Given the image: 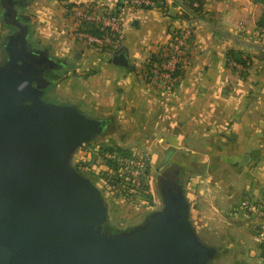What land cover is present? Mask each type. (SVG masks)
<instances>
[{"label":"crops","instance_id":"1","mask_svg":"<svg viewBox=\"0 0 264 264\" xmlns=\"http://www.w3.org/2000/svg\"><path fill=\"white\" fill-rule=\"evenodd\" d=\"M25 1L22 15L30 20L35 44L48 46L55 58H73L64 75L70 101L92 116L115 113L124 132L135 135V145L140 136L146 138L140 145L150 150L152 163L161 152L165 159L177 153L193 159L199 169L187 175L185 186L191 223L201 238L242 248L233 264H252L254 230L230 211L240 201L264 198V34L258 29L264 0H205L184 73L171 89L143 84L138 70L150 52L166 44L176 22L174 9L168 16L157 10L122 11L119 50L130 66L125 68L113 65L112 55L74 40L68 14L70 6L86 3L113 11L119 0ZM229 52L249 60L241 80L227 66Z\"/></svg>","mask_w":264,"mask_h":264},{"label":"water","instance_id":"2","mask_svg":"<svg viewBox=\"0 0 264 264\" xmlns=\"http://www.w3.org/2000/svg\"><path fill=\"white\" fill-rule=\"evenodd\" d=\"M27 4L0 0V22L11 29L0 44V264L214 261L217 249L191 223L178 170L162 173V206L142 226L117 233L104 230L108 209L102 193L71 160L78 148L105 135L114 122L87 116L74 104L44 99L52 86L45 74L63 71L66 62L52 56L48 47L31 44V26L20 19ZM111 62L130 67L121 50L112 54Z\"/></svg>","mask_w":264,"mask_h":264},{"label":"built area","instance_id":"3","mask_svg":"<svg viewBox=\"0 0 264 264\" xmlns=\"http://www.w3.org/2000/svg\"><path fill=\"white\" fill-rule=\"evenodd\" d=\"M178 0H165L170 9H174L176 15H182L185 10ZM175 3V4H174ZM150 7L157 10L152 0H122L116 10L101 7L95 4H74L68 14L72 20L71 36L91 51L112 55L117 52L124 40L122 31L121 13L124 9L143 10ZM196 19L190 16L188 20L176 19L168 32L166 44L159 50L152 51L146 60L139 66L138 76L143 84L158 87L160 89H171L178 84L188 62L186 50L188 44L194 38V24ZM84 24H94L96 28L103 31L101 36L90 34L84 29ZM264 34V29L260 30ZM157 55L158 61L151 62L152 56ZM246 59V58H243ZM150 60V65H149ZM249 61L241 63L228 60L227 66L235 73L238 80L243 79L249 69ZM98 164L102 167L96 170L95 178L102 183V193L109 197L113 204H142L141 197L146 194L145 177L146 154L144 156L131 155L123 157L119 155L97 156ZM115 164L117 169L110 167L106 160ZM80 167V160H77ZM115 175V178L102 177V173ZM98 174V175H97ZM120 203V204H121ZM149 209V207H148ZM151 209V206H150ZM234 219H243L251 224L254 230L253 241L257 246L255 259L252 264H264V198L259 200H243L230 211Z\"/></svg>","mask_w":264,"mask_h":264},{"label":"rangeland","instance_id":"4","mask_svg":"<svg viewBox=\"0 0 264 264\" xmlns=\"http://www.w3.org/2000/svg\"><path fill=\"white\" fill-rule=\"evenodd\" d=\"M30 21V20H29ZM31 25V24H30ZM11 31L10 28L5 27L4 25L1 24L0 22V44H1V39L3 36ZM31 40L34 42L35 41V33L31 31ZM0 58H3V53L1 52V47H0ZM0 59V60H1ZM58 60H64L66 62V68L69 70L73 58H69L67 56L63 58H58ZM72 68V66H71ZM67 74V73H66ZM65 75V74H64ZM64 75H59L58 76V84L55 87V95L57 96V100L66 103L68 102L69 104H74L70 99L67 97V88H66V78ZM84 77V76H83ZM83 82L81 79V76H77V82ZM76 105V104H74ZM77 106V105H76ZM79 107L81 110L83 109L80 106ZM92 115V114H91ZM99 117V116H97ZM103 118H111L112 121L114 122L113 126L108 130V132L103 135L98 137L97 139L93 140L90 142L88 145L83 146L78 148L73 156H72V164L75 168L76 163L78 162L77 160H80L81 164H86L87 167L82 168L80 172L82 173L83 176L85 177H92V183L96 185L100 191L102 183L96 179H94L95 173H96V164H98L97 161V156L103 157L105 159V156L101 155L100 152H102L101 149L104 148H110L113 153L112 155H119L123 157H129V156H144L146 154V168L144 170V177L146 179L145 181V189H146V194H143L141 197V202L145 203L144 205L140 204H125L124 206L123 203H118L114 204L118 207H122L118 218L115 220V227L119 228L120 231H129L134 228L140 227L143 225L145 221V217L150 214L153 211H156L161 208V199L159 196V191H158V180L160 179L161 175L165 171H172V170H178L180 175H181V181L183 184L184 192H185V186L188 181V174H192L196 170L199 169V166H197L195 163L191 162L193 159L189 160V157L185 156L182 157L178 153L174 156L169 155L168 159H165V152H161L160 157H158V160L155 163H152V156L150 155V150L146 149V147L140 145L145 141L144 136H140V142L139 146L135 145V135L132 134H127L124 132V124L119 121V119L116 117L115 113L109 114L108 116H104ZM128 140L129 143H126ZM136 150L133 151V148ZM142 146V147H141ZM101 150V151H100ZM171 157V158H170ZM80 164V165H81ZM78 165V164H77ZM108 165L110 167H113L114 169H117L114 163L109 162ZM99 166L97 167L99 169ZM102 167H100L101 171ZM103 170V169H102ZM98 175V174H97ZM102 177L105 178H115V175H109L108 173L104 172L101 174ZM151 206V209H150ZM149 207V209H148ZM193 225V224H192ZM194 229L195 226L193 225ZM196 233L201 237L200 233L197 232L195 229ZM205 243H207L210 246H213L217 249L218 251V256L217 258L210 262L209 264H233L232 260L235 258L237 255H239L240 252H242V248L239 246H233L230 249L223 248L220 244L214 243L209 239L206 238H201ZM248 245L254 246L253 241L248 239L247 241ZM226 250H230V255L225 256Z\"/></svg>","mask_w":264,"mask_h":264},{"label":"trees","instance_id":"5","mask_svg":"<svg viewBox=\"0 0 264 264\" xmlns=\"http://www.w3.org/2000/svg\"><path fill=\"white\" fill-rule=\"evenodd\" d=\"M122 0H119V3ZM155 2L156 4V8L158 9V11H160L162 13V15L164 16H168L169 14V6L166 5L165 0H152ZM174 2H179L181 3V5L183 6L185 13L182 15H176L175 19H184V20H188L189 17L191 16L192 19H196L197 21L200 20L204 14H205V6H206V2L205 0H178V1H174ZM175 4V3H174ZM74 6V5H72ZM70 6V8L72 7ZM119 7V4H118ZM69 8V9H70ZM144 11H150L151 8H144ZM23 14V12H22ZM20 19L23 23L30 25L29 19L23 15H20ZM31 26V25H30ZM84 29H86V31L90 34L96 35V36H101L103 31L99 30L98 28L95 27L94 24H84ZM258 29H264V12L260 18V21L258 22ZM193 40V38H192ZM31 44L34 46H38V47H48V46H44L41 44H35V42H33L31 40ZM2 52V50H1ZM3 53V52H2ZM228 60H232L238 63H241L242 65H245V63L247 61H249L247 58L243 59V57L241 56V54H237L234 52H229L227 55V61ZM158 61V57L157 55L152 56L151 58V62H156ZM149 65H150V60H149ZM68 69L65 68L63 71L58 72V73H48L47 77L51 80L52 82V86L50 87L49 90V94L46 95V97L51 100L52 103H59V104H63L62 102L57 100V96L55 95L54 91H55V87L58 84V76L59 75H64L66 73H68ZM64 104H69L68 102L64 103ZM79 108V107H78ZM80 109V108H79ZM81 110V109H80ZM82 113H84L87 116H92L87 110L82 109L81 110ZM93 117H97V116H93ZM110 129V128H109ZM108 132V131H107ZM102 152H100L101 155L103 156H109L113 153V151L110 148H104L101 149ZM100 150V151H101ZM106 164L110 162V159L107 158L106 160ZM96 169H98L97 167L99 166V164H96ZM82 168H86L87 165L86 164H81L80 167H78V165H75V169L80 173V170ZM88 178V177H87ZM90 181L92 182V177H89ZM102 193V192H101ZM102 199L104 200L107 209H108V221L106 222V224L104 225V230L110 233H117L120 231L119 228L115 227V220L118 218L119 216V211H118V207L116 205L113 204V202L109 199L108 196H106L105 194L102 193Z\"/></svg>","mask_w":264,"mask_h":264},{"label":"flooded vegetation","instance_id":"6","mask_svg":"<svg viewBox=\"0 0 264 264\" xmlns=\"http://www.w3.org/2000/svg\"><path fill=\"white\" fill-rule=\"evenodd\" d=\"M48 73H52V72H47V73L45 74L46 77H47ZM49 90H50V88L47 90V92H46V94H45V96H44V99H45L46 101H48V102H51V100H49V99L46 97V95L49 94Z\"/></svg>","mask_w":264,"mask_h":264}]
</instances>
